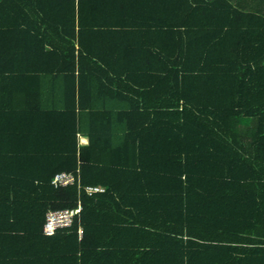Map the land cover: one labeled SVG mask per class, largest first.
I'll return each mask as SVG.
<instances>
[{
    "label": "trees",
    "instance_id": "16d2710c",
    "mask_svg": "<svg viewBox=\"0 0 264 264\" xmlns=\"http://www.w3.org/2000/svg\"><path fill=\"white\" fill-rule=\"evenodd\" d=\"M57 1L0 0L19 84L54 77L0 115V264H264V0ZM134 45L151 64L117 75Z\"/></svg>",
    "mask_w": 264,
    "mask_h": 264
},
{
    "label": "crops",
    "instance_id": "0c3cea01",
    "mask_svg": "<svg viewBox=\"0 0 264 264\" xmlns=\"http://www.w3.org/2000/svg\"><path fill=\"white\" fill-rule=\"evenodd\" d=\"M46 5L48 4H52L57 3V0H46ZM83 15L81 16V18L83 17L84 21H87L86 19L88 18L87 16V5L86 3H83ZM46 16V20L49 18V22L53 21V24H51V26H47L48 30L51 31V37L53 40L56 39V37L60 36V31H62L63 29V33L64 35H67L69 32V29H66L69 26H66L67 24L69 25V21L71 18L67 17H61L58 14H53V16L51 14H46L43 15V17ZM41 18V17H40ZM41 20H44L43 18H41ZM101 20L104 21V23H110L111 21H116L115 26L113 25L112 29H120V27L127 23V22H135L131 17H127V18H123V17H115L114 14L108 16V13H105L102 15ZM33 21L35 23L41 24L43 22H40L36 17L33 18ZM63 23V28L61 26L58 27V24ZM103 33L105 34H111L112 31L111 30H101ZM97 33L99 34L100 31H97ZM21 48L18 47V50H20ZM47 49H51L50 47H48ZM121 47L120 48H107V51L102 50L103 52H109V53H113V52H117V54H119L121 52ZM157 51L156 47L153 46H130L129 48H127V50H125L124 52L128 53L130 56V59H126V62L123 64V66H120L119 63L116 67H112L113 68H117L116 69V73L117 75L119 74V71L122 70L123 68L126 70H131L133 67L138 66L139 68H143L145 67L146 64H151L153 57L149 56L147 57V55H153L155 54V52ZM6 54L7 51L5 50ZM3 52V53H5ZM101 52L100 50H96V53ZM121 54H123L121 52ZM21 55H23V52L21 53V51L17 52V56H16V61L15 63L12 62L13 60H9V58L7 56H0V115H5V113L7 115L11 114L10 113V106L17 110L18 109H22L21 107V103L24 102L25 100H27V96L30 97L29 99H35L37 101H41L42 102H47L48 104L53 103V95L51 94H44L45 92V82L41 83L40 81H54V77H52L51 75H43L41 77V79H38L37 75H33L30 79V81L36 82L31 84V91L30 93H27L24 91L23 85L19 84V81H26L27 79H25V72L22 70L20 71H16L21 69L22 65L25 64L23 62H20L19 60L22 61V57ZM17 61H19L20 63H18ZM30 63V62H29ZM32 63V62H31ZM20 65V66H19ZM87 65H89V61L85 60L83 61V66L86 67ZM43 66V65H42ZM46 67H50V65H46ZM23 68V67H22ZM146 68V67H145ZM150 75L147 74V77L144 76L143 78H132V81H150ZM40 80V81H38ZM18 81V82H17ZM28 81V80H27ZM95 81V80H92ZM102 81H109V80H102ZM111 81H114L113 79H111ZM118 81V80H117ZM50 89V88H49ZM48 89V90H49ZM28 99V100H29ZM4 111V112H3ZM19 112L17 113L16 116H19ZM14 122V121H13ZM80 143L86 144L88 143V138L85 136H80Z\"/></svg>",
    "mask_w": 264,
    "mask_h": 264
},
{
    "label": "built area",
    "instance_id": "2783aa9c",
    "mask_svg": "<svg viewBox=\"0 0 264 264\" xmlns=\"http://www.w3.org/2000/svg\"><path fill=\"white\" fill-rule=\"evenodd\" d=\"M74 180H75L74 176L67 173H61L55 176L53 182L69 184L74 182ZM88 189L90 191L103 190V188H98V187H89ZM80 210L81 207H78L73 210L53 211L49 213L48 220L45 225V232L48 234H52L54 233L55 229L58 227L71 225L74 215L79 213Z\"/></svg>",
    "mask_w": 264,
    "mask_h": 264
}]
</instances>
